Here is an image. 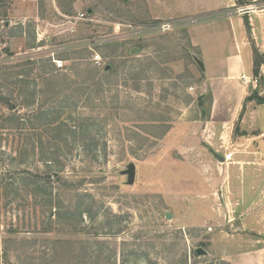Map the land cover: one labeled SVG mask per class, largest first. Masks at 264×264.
Wrapping results in <instances>:
<instances>
[{"label":"rangeland","instance_id":"rangeland-1","mask_svg":"<svg viewBox=\"0 0 264 264\" xmlns=\"http://www.w3.org/2000/svg\"><path fill=\"white\" fill-rule=\"evenodd\" d=\"M135 4L0 0V62L8 64V52L50 56L72 80L78 64L112 72L70 114L97 120L85 142L68 143L60 174L44 155H31L29 134L42 135L37 153L49 150L43 126L26 125L23 156L0 129V264H229L195 219L203 171L196 121L210 98L198 53L186 26L145 19ZM16 163L26 171L21 180L4 174ZM51 173L47 184L41 177ZM78 205L87 213L77 216ZM110 228L115 234H105Z\"/></svg>","mask_w":264,"mask_h":264},{"label":"crops","instance_id":"crops-1","mask_svg":"<svg viewBox=\"0 0 264 264\" xmlns=\"http://www.w3.org/2000/svg\"><path fill=\"white\" fill-rule=\"evenodd\" d=\"M134 2L145 19L186 26L204 64L210 98L206 117L196 121L203 162L196 222L210 228L208 241L221 260L264 264V104L246 100L256 88L264 96V64L259 78L252 75V47L264 56V12L235 14L264 0ZM192 19L199 21L189 25Z\"/></svg>","mask_w":264,"mask_h":264},{"label":"trees","instance_id":"trees-1","mask_svg":"<svg viewBox=\"0 0 264 264\" xmlns=\"http://www.w3.org/2000/svg\"><path fill=\"white\" fill-rule=\"evenodd\" d=\"M244 23L249 33L247 19L244 20ZM34 41V37H31L33 46H29V49L34 48ZM252 53V75L254 78H259L260 66L264 64V56H261L254 47H252ZM7 54L8 64L0 62V129L8 132L6 142L11 137V143L16 144L14 152L16 156H23L29 152L28 146L23 145L26 140L24 137L26 125H30L33 131L37 125L43 126L46 129L44 135L50 134L46 141L49 144V150L37 153L34 145L37 142L43 143L42 135L29 134L27 142L31 141L33 147L30 151L31 155L34 157L44 155L46 163L51 164L53 161L56 172L60 174L64 166L63 160H60L62 156L65 158L68 155L69 151L66 152L68 143L76 145L79 141L85 142L86 138L91 135L90 131L96 126V123L93 122L97 120L96 118L89 116V118H79L75 121L72 120L70 114L75 111L78 102L89 103L93 90L97 91L102 87V82L107 80L112 72L111 70L106 72L103 69L98 73L95 68L88 66L80 68L78 64L72 68L74 72L72 77L75 78L72 80L68 73L61 72L54 67L50 56L40 59L32 56L16 58L11 52ZM246 100L254 101L258 105L264 104V96H260L257 89ZM69 119L71 122L68 121ZM92 137L94 138V136ZM87 157L92 159L90 161L96 159V155L90 151L87 153ZM10 162H16V159L11 158ZM15 165L17 166L11 165V168L4 174L12 172L10 174L21 180L26 171L20 169V163ZM55 175L51 173L41 178H45L46 183L49 184ZM10 178L13 179V177ZM57 179L62 181L59 176ZM35 181V183H40L39 180ZM57 207L55 208L57 209ZM79 209L80 205L76 206L77 216L87 213V210L83 212ZM108 224L113 225V223ZM113 231L116 229L110 228L109 232L105 234H115Z\"/></svg>","mask_w":264,"mask_h":264},{"label":"built area","instance_id":"built-area-1","mask_svg":"<svg viewBox=\"0 0 264 264\" xmlns=\"http://www.w3.org/2000/svg\"><path fill=\"white\" fill-rule=\"evenodd\" d=\"M259 13V12H264V2H256L254 4H251V5H248L246 7H243V8H240V9H237L235 11V14H238V15H245V14H249V13ZM84 15H79V19H83ZM199 20L197 19H192V20H189L188 21V24H194L196 22H198ZM137 35H139L137 33ZM101 59L99 58L98 55H95L93 57V63L95 65H99ZM52 62L53 64L56 66L57 69H62L63 68V63L59 60H55V59H52ZM230 158V155H227L225 156V160H228Z\"/></svg>","mask_w":264,"mask_h":264},{"label":"water","instance_id":"water-1","mask_svg":"<svg viewBox=\"0 0 264 264\" xmlns=\"http://www.w3.org/2000/svg\"><path fill=\"white\" fill-rule=\"evenodd\" d=\"M192 58H193L195 64H196V65L198 66V68L200 69V71H201L202 73H204V65L202 64V62H201L198 58H196L195 56H193ZM108 69H109V67H106V68H105V71H107ZM199 104H200V105L202 104L201 98L199 99ZM214 156H215L216 159L219 160L220 162L223 161L221 157H219V156H217V155H214ZM130 167H131V169H132V166H130ZM129 180H130V182H132V180H133V171H132V170H131V172H130V174H129Z\"/></svg>","mask_w":264,"mask_h":264}]
</instances>
